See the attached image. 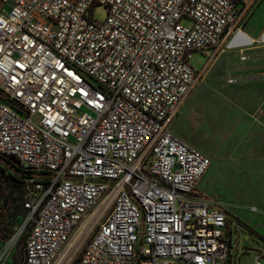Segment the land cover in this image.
<instances>
[{
	"label": "built area",
	"instance_id": "1",
	"mask_svg": "<svg viewBox=\"0 0 264 264\" xmlns=\"http://www.w3.org/2000/svg\"><path fill=\"white\" fill-rule=\"evenodd\" d=\"M260 1L0 0V156L26 210L0 264H231L196 190L210 160L170 125Z\"/></svg>",
	"mask_w": 264,
	"mask_h": 264
},
{
	"label": "rangeland",
	"instance_id": "2",
	"mask_svg": "<svg viewBox=\"0 0 264 264\" xmlns=\"http://www.w3.org/2000/svg\"><path fill=\"white\" fill-rule=\"evenodd\" d=\"M105 15L101 6L91 9L94 20L102 21ZM182 23L187 25L188 21ZM226 47L223 46L217 53L189 95L188 98L197 89H204L200 96L195 97L185 120L179 118L176 121L184 129V133L177 135L189 146L203 152L211 162L201 181L200 191L204 192L207 188L205 197L221 205L227 212V228L231 231V264H254L256 256L259 257L258 264H264V163H255L257 158L264 159V136L258 135L263 139L261 143L256 141L257 136L253 131L257 128L252 126L253 122L261 123L262 111L246 109L245 102L251 96L247 92H243V103H239L240 108L236 109L228 72L221 75L218 71L235 60V55L229 49L222 52ZM206 61L205 53L195 51L190 65L200 71ZM0 167L5 173L16 170L15 163L1 156ZM13 194H16V190ZM21 252L22 243H19L14 257L19 259ZM10 263L8 261L6 264Z\"/></svg>",
	"mask_w": 264,
	"mask_h": 264
},
{
	"label": "crops",
	"instance_id": "3",
	"mask_svg": "<svg viewBox=\"0 0 264 264\" xmlns=\"http://www.w3.org/2000/svg\"><path fill=\"white\" fill-rule=\"evenodd\" d=\"M235 35L237 34L234 33L228 39L227 47L222 50V52H224L226 49H229V51L235 55V60L231 61L230 64H227L223 66L222 68L218 69V71L221 75H225L228 72L229 78L231 79V83H230L231 92L233 93L236 99L235 100L236 109L240 108L239 103L240 104L243 103V100H242L243 92H247L249 95L251 94V96H249L245 102L246 109H259L262 111V114L260 115L261 123L257 124L253 122V125H252L253 127L257 128L256 131H253L257 136L256 141L261 143L263 140L261 136L262 135L264 136V0L260 1L256 9L254 10L253 14L251 15V17L248 19V21L245 23V25L241 29V35L247 38L249 42L245 45L230 46L229 43ZM208 67L209 65L205 67V71ZM207 76L209 77V75ZM201 90H204V89H197L195 94L193 95L194 97L191 96L190 98L186 100V102L184 103V105L182 106V108L180 109V111L178 112V114L173 119L170 125L171 131L178 138L179 136L177 134H180L182 132L184 133L183 131L184 129L182 125L180 126L176 121L179 120V118H181L182 121L185 120L186 113L188 112V110H190L193 107L194 99L198 95L200 96ZM182 110H184V112L182 113V116L180 117ZM258 135H261V136H258ZM253 136L255 137V135ZM255 163L262 164L264 163V159L260 160L257 158L255 159ZM210 165H211V162H210ZM209 168L207 169L205 174L199 179V181L196 184V190L204 196L206 194L205 192H207V188H205L204 192L200 191V189L202 188L201 181L203 177L206 175V173L208 172ZM210 201L212 202L213 205L222 207L218 203L212 200ZM7 233H8V225L4 221L0 222V241L1 242L6 239Z\"/></svg>",
	"mask_w": 264,
	"mask_h": 264
},
{
	"label": "flooded vegetation",
	"instance_id": "4",
	"mask_svg": "<svg viewBox=\"0 0 264 264\" xmlns=\"http://www.w3.org/2000/svg\"><path fill=\"white\" fill-rule=\"evenodd\" d=\"M22 192L19 188V190H16V194L10 193L4 203L3 206L1 208V212H0V222H6V224L8 225V231L10 232L11 229L14 227L16 220H12V216L15 212V208L17 207L19 200H20V196H21ZM13 200L15 201V203L13 204ZM10 264H22V259L19 260H14L11 261Z\"/></svg>",
	"mask_w": 264,
	"mask_h": 264
},
{
	"label": "trees",
	"instance_id": "5",
	"mask_svg": "<svg viewBox=\"0 0 264 264\" xmlns=\"http://www.w3.org/2000/svg\"><path fill=\"white\" fill-rule=\"evenodd\" d=\"M14 190H19V180L16 175L5 173L4 169L0 167V208H2L6 197Z\"/></svg>",
	"mask_w": 264,
	"mask_h": 264
},
{
	"label": "water",
	"instance_id": "6",
	"mask_svg": "<svg viewBox=\"0 0 264 264\" xmlns=\"http://www.w3.org/2000/svg\"><path fill=\"white\" fill-rule=\"evenodd\" d=\"M248 42H249V40L247 38L243 37V35L237 34L230 41L229 45L230 46L245 45ZM14 203H15V201L13 200V204ZM25 213H26V210L23 208V199H22V194H21L19 203H18L17 207L15 208V212L12 216V220H15L17 217H24ZM9 234H10V232L8 233L6 238H8Z\"/></svg>",
	"mask_w": 264,
	"mask_h": 264
},
{
	"label": "bare ground",
	"instance_id": "7",
	"mask_svg": "<svg viewBox=\"0 0 264 264\" xmlns=\"http://www.w3.org/2000/svg\"><path fill=\"white\" fill-rule=\"evenodd\" d=\"M92 222L91 220L89 219V221L86 222V224L83 226V229L81 231V235H84L87 231H88V228L91 226ZM78 240L76 241V243L74 244V246L72 248H70L69 252L68 253H72V251H74V249L78 246L79 244V238H77ZM63 261H61L59 264H62Z\"/></svg>",
	"mask_w": 264,
	"mask_h": 264
}]
</instances>
